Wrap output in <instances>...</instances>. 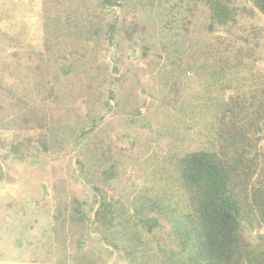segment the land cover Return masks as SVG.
<instances>
[{"label":"rangeland","instance_id":"obj_1","mask_svg":"<svg viewBox=\"0 0 264 264\" xmlns=\"http://www.w3.org/2000/svg\"><path fill=\"white\" fill-rule=\"evenodd\" d=\"M209 1L0 0V264H205L181 159L264 104V16Z\"/></svg>","mask_w":264,"mask_h":264},{"label":"trees","instance_id":"obj_2","mask_svg":"<svg viewBox=\"0 0 264 264\" xmlns=\"http://www.w3.org/2000/svg\"><path fill=\"white\" fill-rule=\"evenodd\" d=\"M249 1L264 16V0ZM227 2L209 1L210 17L220 26L237 17V11ZM101 6L122 7V3L101 0ZM107 30L112 42L118 27L112 24ZM263 140L264 104L257 118L230 108L218 121V150L195 151L181 159L191 205L186 222L205 264H246L247 261L262 264L264 261V254L258 260L246 249L241 230L242 221L264 227V149L260 145ZM13 149L23 154L19 147ZM3 179L0 168V181ZM103 208L106 210L105 204ZM104 213L98 211L97 219Z\"/></svg>","mask_w":264,"mask_h":264}]
</instances>
